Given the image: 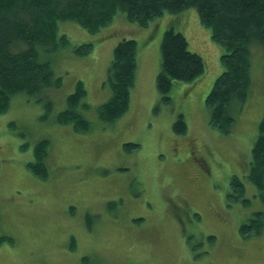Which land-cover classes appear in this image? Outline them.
I'll use <instances>...</instances> for the list:
<instances>
[{"label": "rangeland", "instance_id": "1", "mask_svg": "<svg viewBox=\"0 0 264 264\" xmlns=\"http://www.w3.org/2000/svg\"><path fill=\"white\" fill-rule=\"evenodd\" d=\"M172 26L202 56L205 73L175 83L166 101L157 77ZM59 35L67 46L40 52L61 85L42 91L45 102L16 94L0 115V237L13 238L0 244V264H264V226L260 235L241 232L264 214V197L245 178L264 117V44L251 47L247 101L233 104L235 122L225 133L210 125L206 106L225 71L223 51L195 9L149 26L119 12L96 33L62 21ZM123 39L137 42L135 85L128 111L109 123L98 108L112 97L109 68ZM83 44L93 49L79 56L74 49ZM79 81L88 107L78 112L91 123L88 132L58 122ZM180 115L185 134L174 130ZM43 140L45 180L30 167ZM234 176L246 187L247 207L230 199Z\"/></svg>", "mask_w": 264, "mask_h": 264}, {"label": "trees", "instance_id": "2", "mask_svg": "<svg viewBox=\"0 0 264 264\" xmlns=\"http://www.w3.org/2000/svg\"><path fill=\"white\" fill-rule=\"evenodd\" d=\"M190 9L197 11L201 24L223 51L221 61L225 71L216 79L206 106L210 125L229 132L235 122L233 104L238 103V107L244 104L251 87V47L264 44V0H0V115L8 111L16 94L24 92L45 102L42 91L48 86L61 85V78H55L51 64L43 61L40 50L49 52L68 45L69 39L59 35L62 21H73L96 33L108 26L119 12L131 22L149 26L166 14ZM174 28L164 32L157 77L158 92L166 101L175 83L195 82L205 73L202 56L191 51L187 37ZM92 49V44H83L74 50L77 55L86 56ZM137 52L134 39L121 40L114 50L108 74L113 94L98 108L99 117L105 122L115 123L129 109ZM86 94L84 83L79 81L76 91L67 98V109L58 116L60 124L71 125L79 132L91 129V123L78 112L79 106L88 107L83 103ZM174 130L178 134L187 133L184 115L179 116ZM48 147L47 140L36 145L37 161L30 166L42 180L48 178L45 165ZM137 147V144L126 145V149ZM249 177L264 197V117L253 148ZM231 187L232 202L242 201L249 206L246 187L237 176L233 177ZM263 226L264 214L258 212L241 232L245 237L260 235ZM210 240L214 242V237ZM5 241L13 243V238L1 236L0 244ZM74 247L73 239L71 249Z\"/></svg>", "mask_w": 264, "mask_h": 264}, {"label": "flooded vegetation", "instance_id": "3", "mask_svg": "<svg viewBox=\"0 0 264 264\" xmlns=\"http://www.w3.org/2000/svg\"><path fill=\"white\" fill-rule=\"evenodd\" d=\"M245 178H247V179H249L250 180V177H249V171H248V173L245 175ZM242 182V181H241ZM243 183V182H242ZM244 184V183H243ZM230 195V197L231 196H234V192H233V188H231V190H230V193H229ZM229 206H232V205H230V204H228ZM245 207H247V206H245Z\"/></svg>", "mask_w": 264, "mask_h": 264}]
</instances>
